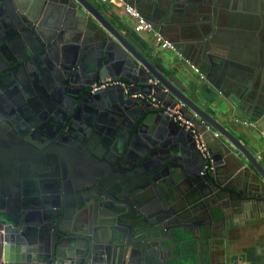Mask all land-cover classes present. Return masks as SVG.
<instances>
[{
	"label": "water",
	"instance_id": "1",
	"mask_svg": "<svg viewBox=\"0 0 264 264\" xmlns=\"http://www.w3.org/2000/svg\"><path fill=\"white\" fill-rule=\"evenodd\" d=\"M24 1L30 3L27 6L29 12L21 9L20 19L32 24V27L21 35L24 37L21 40L23 46L26 37L33 35L37 38L42 33L43 29L40 26L35 28L34 22L54 26L55 22H63L62 19L69 20V15L81 22L83 27L92 21L95 26L88 30L94 34L102 32L97 37L99 60L93 66L92 77L123 79L132 84L131 93H140L144 97H126L124 88L119 84L98 90L92 97H119L123 100L122 113L139 116L127 141L129 149L135 152L145 146L151 125H158L163 136L168 137L170 146L178 147L196 171V175L193 174L190 179L191 189L182 193L185 196L182 209L195 211L194 208L202 204L203 197L207 196V211L215 224H176L171 227L72 226L74 211L72 219L67 214L47 217L40 204H35L32 207L34 210L22 209L19 212L22 203L27 206L31 201L40 203L44 199L39 196V191L30 197L29 193L28 196L25 193L10 198L9 208L2 200V209L0 201V223L4 225L0 244L5 264H180V259L200 254L204 245L209 247L212 241H222L224 235L218 232L225 233V226L217 225L226 218L225 205L229 220L233 223L241 215L252 219L257 212L264 210V165L246 145L244 140L247 132L236 129L233 120L229 119L235 110L234 104L225 101L224 96L220 95L211 100L204 99L202 105L200 99L194 97L196 91L193 88V67L197 68L202 63H206L207 71L215 72L219 79L231 82L227 76L214 70L223 66L217 59H225L232 28L252 27L259 37L264 35V0H251L258 10L244 12L235 11L231 0H122L139 12L138 7H141L148 16L140 12L141 15L158 27L164 37L163 31L170 33L171 37L166 39L173 52L165 55L156 54L148 45L137 43L135 38L108 21L90 0H60L61 3L58 0ZM66 31H73L72 26L67 25ZM25 48L32 52L28 45ZM189 55L194 56L193 60L188 58ZM47 59L39 56L33 61L39 63ZM259 63L250 71H244L247 79L246 83L242 82L246 92L247 86H257L254 89V103L258 109V120L264 115V53ZM76 71H67L68 83L73 80ZM250 91H253L252 87ZM66 95L74 96L70 91ZM179 101L184 103L191 116H195L198 130L201 122L207 126L202 139L208 144L209 139L214 138L218 143L217 151L208 148L212 168L206 167L207 163L198 152L190 131L184 130L173 116L154 104L163 103L166 108L173 107ZM120 130L113 137L116 146L120 144L117 140ZM147 143L144 156L151 159L159 149L157 144ZM172 168L176 175L184 172L183 165H173ZM29 184L24 182V185ZM113 189L118 193L120 191L118 187ZM203 189H206L205 196ZM138 190L136 186L130 187L129 196ZM176 190L179 189L167 188L166 197L171 196L176 200ZM125 192L122 190L121 194ZM232 211L235 214L231 216ZM135 217L139 222L148 220L138 212ZM36 222H43V225L34 226ZM203 222H206L205 219ZM183 245L187 246L184 252L181 250ZM163 252H167V259H163ZM238 262L235 260L234 264Z\"/></svg>",
	"mask_w": 264,
	"mask_h": 264
},
{
	"label": "flooded vegetation",
	"instance_id": "2",
	"mask_svg": "<svg viewBox=\"0 0 264 264\" xmlns=\"http://www.w3.org/2000/svg\"><path fill=\"white\" fill-rule=\"evenodd\" d=\"M28 3L0 0L2 209V200L9 208L10 198L25 193L30 197L39 191V196L44 199L40 203L31 201L27 206L22 203L19 212L34 210L32 207L40 204L47 217L67 214L72 219L74 211L72 226L215 224L209 218L207 196L203 197L198 211L197 208L195 211L182 209L185 198L182 193L191 189L190 179L196 171L178 147L170 146L168 137L163 136L158 125H151L145 146L135 152L129 149L127 141L139 116L122 113L123 100L119 97H92L94 92L116 84L124 88L126 97L135 98L134 94H140L131 93L132 84L123 79L92 77L93 66L99 60L97 37L102 32L94 34L88 30L95 26L92 21L83 27L69 15V20L62 19L63 22H55L54 26L34 22L35 28L43 29L42 33L37 38L26 37L23 46L21 35L32 24L20 19V10H27ZM230 4L239 12L258 10L251 0H231ZM65 22L73 31H66ZM166 34L171 37L167 31ZM26 45L32 52L25 48ZM39 56L48 59L35 63L34 58ZM68 70H77L69 83L66 81ZM208 74L218 82L215 72L207 71ZM67 91L74 96H67ZM183 113L188 120L196 119L186 107ZM202 128L200 126L199 131ZM118 129H121L117 135L120 144L116 146L113 137ZM147 141L157 144L159 149L151 159L144 156ZM173 165H183L184 172L176 175ZM24 182L31 184L24 185ZM132 186L139 190L129 196ZM115 187L120 189L119 193L113 189ZM171 187L181 191L176 190V200L165 195ZM122 190L126 192L121 194ZM203 192L205 196L206 189ZM225 206L226 218L217 226H226L229 221ZM137 212L148 220L139 222L135 219ZM234 214L233 211L230 213L231 216ZM204 219L206 222L202 223ZM33 225L42 226L43 222ZM0 226L4 225L0 223ZM218 234L223 235L222 232ZM163 253V259H167V252Z\"/></svg>",
	"mask_w": 264,
	"mask_h": 264
},
{
	"label": "crops",
	"instance_id": "3",
	"mask_svg": "<svg viewBox=\"0 0 264 264\" xmlns=\"http://www.w3.org/2000/svg\"><path fill=\"white\" fill-rule=\"evenodd\" d=\"M90 1L95 4L96 8L108 21L135 38L137 43L148 45L156 54L165 55L173 52L171 48L162 47L156 42L152 33L135 32L133 29L134 20L123 13L120 7L100 3L96 0ZM138 9L144 16H148L141 7H138ZM156 28L158 29V27ZM245 28L238 26L231 29L228 36V42L230 43L224 53L225 59H217L223 66H221V69H214L220 72V75L222 74L224 77L227 76L231 79V82L224 81V79L215 82L213 77L208 78L206 63L196 66L203 73V76L196 72L195 67L192 66L195 70L193 88L196 92L194 97L200 99L202 105L205 100L214 99V96H224L225 101L232 102L235 110H233L229 119L233 120L236 129L239 128L238 130L247 132L244 140L246 145L260 163L264 165V137L262 136V132H264V115L260 120L256 118L258 109L254 103L256 101L254 89L257 86L256 84L247 86L246 92L243 90L242 83H246L247 79L246 75L243 74L244 71H250L260 62L261 55L264 53V35L259 37L252 27ZM163 33L165 38H170L165 31ZM188 58L193 60L194 56L189 55ZM251 87L253 91L249 92ZM208 146L213 150H218V143L214 138L209 139ZM223 235L222 243L212 241L209 247L204 245L201 248L200 254L196 253L188 256V258L180 259V264H234L235 260L239 261L238 264H264V210L257 212L252 219L241 215L234 223L229 220ZM185 247L187 246H181L183 252L187 249ZM0 248L2 249L1 244ZM178 252L180 251L178 250ZM193 253L195 252L193 251ZM235 255L238 256L237 259L234 258ZM2 256L0 257V264H5Z\"/></svg>",
	"mask_w": 264,
	"mask_h": 264
},
{
	"label": "built area",
	"instance_id": "4",
	"mask_svg": "<svg viewBox=\"0 0 264 264\" xmlns=\"http://www.w3.org/2000/svg\"><path fill=\"white\" fill-rule=\"evenodd\" d=\"M100 3L105 4H113L121 8L123 13H125L127 16L132 18L135 22L134 24V31L137 33L140 32H150L153 34L156 42H158L162 47L165 48H171L170 42L161 34V32L155 27V25L144 18L141 13L135 8H131L125 3H123L122 0H96ZM196 72L200 73L203 76V73L200 72L198 68H195ZM126 87V85H125ZM134 97H144L142 94H134ZM148 99L151 100V97H148ZM154 100V98H152ZM156 106L164 109L165 112H167L170 116H173L174 119L177 121V123L182 127L184 130L190 131L194 141L196 148L198 152L201 154L202 158L207 163V168H212L210 165V155L208 153V146L207 143L204 142L202 139V131L207 130V126L201 122V127H203L200 131L196 127L197 120H188L187 117L183 113V109H185V105L183 102H177L173 107H166L164 108V104L162 103H154ZM248 123V122H247ZM262 136L264 137V132H262ZM3 232V227L0 226V233Z\"/></svg>",
	"mask_w": 264,
	"mask_h": 264
},
{
	"label": "rangeland",
	"instance_id": "5",
	"mask_svg": "<svg viewBox=\"0 0 264 264\" xmlns=\"http://www.w3.org/2000/svg\"><path fill=\"white\" fill-rule=\"evenodd\" d=\"M161 51H162V50H161ZM163 51H166V50H163ZM0 255L2 256V250H1V248H0ZM1 256H0V257H1Z\"/></svg>",
	"mask_w": 264,
	"mask_h": 264
}]
</instances>
